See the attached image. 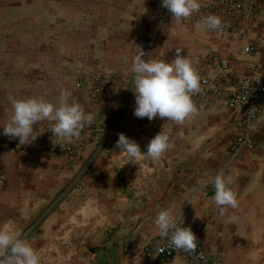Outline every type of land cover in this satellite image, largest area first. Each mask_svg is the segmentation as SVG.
Listing matches in <instances>:
<instances>
[{
    "label": "crops",
    "instance_id": "0c3cea01",
    "mask_svg": "<svg viewBox=\"0 0 264 264\" xmlns=\"http://www.w3.org/2000/svg\"><path fill=\"white\" fill-rule=\"evenodd\" d=\"M92 1L98 6L88 8V24L73 31L72 57L70 47L64 46L62 61L55 68L46 61L48 68L42 77L58 84H74L93 74L106 80L102 94L106 103H86L80 95L74 96L73 101L94 120L88 134L82 135L78 158L71 166H65L62 158L54 160L37 151L34 143L20 145L18 138H3V126L13 113L9 98H28L25 92L17 93L16 84H35L36 76L30 70L32 58L17 55L28 48L0 50V148L12 143L27 152L19 154L11 146L6 152L0 149V227L8 226L26 239L42 264H182L178 255L147 261L142 252V245L158 235L154 223L158 212L171 209L177 217L183 214L202 247L217 253L221 264L228 263L220 254L224 250L220 245L233 254L235 264H245L236 253L239 238L250 239L241 244L255 255L248 264H264V222L257 217L242 222L232 215L264 213V158L255 174L248 175V182L242 183V172L254 162L248 163L247 150L241 149L234 157L228 150L229 140L238 133L239 110L211 100L184 125L159 117L152 121L137 118L131 72L140 48L146 59L167 61L175 58V48H182L181 55L188 56L198 73L210 78L227 74L252 80L264 75V0H255L259 12L248 19L225 18L218 0H199L202 10L180 26L172 22L162 0ZM210 1L216 9L206 8ZM209 14L221 17L219 31L198 27ZM248 47L251 49L246 50ZM210 54L228 61L226 72L209 59ZM54 69L50 75L49 70ZM43 95L53 103L59 97ZM33 127L39 138L51 124L44 121ZM181 129L182 139L178 135ZM108 130L110 134H105ZM162 130L172 135L162 159L123 165L116 147L120 133L146 152L149 141ZM249 138L264 149V105L250 127ZM66 141L57 139L56 143ZM221 170L237 193L238 210L226 208L222 216L212 203L211 187L201 191L193 205L184 199L186 190ZM83 229L88 232L81 237L77 230ZM76 244L71 251L65 249Z\"/></svg>",
    "mask_w": 264,
    "mask_h": 264
},
{
    "label": "clouds",
    "instance_id": "9594fccd",
    "mask_svg": "<svg viewBox=\"0 0 264 264\" xmlns=\"http://www.w3.org/2000/svg\"><path fill=\"white\" fill-rule=\"evenodd\" d=\"M161 6L168 10L172 22L177 26L201 9L199 0H162ZM198 27L219 31L222 19L209 14L202 18ZM175 51L176 56L171 61L146 59L142 48L135 55L131 72L134 74L132 90L135 94L134 115L137 118L152 121L159 117L176 125H184L186 120L199 115L200 109L192 97L202 91L200 76L188 56L181 55L182 48H175ZM71 95L68 89L61 88L55 103L38 97H10L13 113L3 126V134L10 139L18 138L20 145H30L38 137L33 125L48 121L54 144L57 139L78 138L84 127L93 122L94 116L86 113L79 103L72 101ZM178 135L181 139L184 137L182 129ZM171 141L172 135L162 130L149 141L145 152L135 140L120 133L116 147L120 149L123 165H139L144 160L156 163L162 159ZM229 184L221 170L201 181L198 186L186 190L184 199L193 205L199 193L212 185V203L223 216L226 208L238 210L240 206L237 193ZM154 223L159 236L168 240V247L189 254L196 252L198 238L191 227L183 226V214L177 217L171 209L161 210ZM0 264H42V261L26 239L5 226L0 227Z\"/></svg>",
    "mask_w": 264,
    "mask_h": 264
},
{
    "label": "rangeland",
    "instance_id": "374dc122",
    "mask_svg": "<svg viewBox=\"0 0 264 264\" xmlns=\"http://www.w3.org/2000/svg\"><path fill=\"white\" fill-rule=\"evenodd\" d=\"M93 4L94 2L92 0H0V50H6L10 47H20V49L24 51L28 48L26 52L23 53L19 51L17 55H29L30 58H32L30 70L34 72L36 76L34 79L36 85L16 84L17 89H20L17 93L25 92L28 98H43L41 96L42 94H44L43 96L49 94L50 96L55 97L56 94H59L61 88H64L71 92L72 101L74 96L80 95L83 98V102L86 103L92 102L100 105L106 103L102 96L107 87L106 80L98 74L90 75L87 79L75 81L74 84H58L55 80L45 82V80L42 79L48 68L45 62H48L50 68H55L56 65L62 61L60 57L66 54V52H63L64 46L70 47L68 53H70V56L72 57V45L70 44V40L73 31L82 29L88 24V8L90 6H98ZM123 6L125 7V4ZM259 9L260 6L258 4V10L255 13L247 16L237 15L233 17L248 19L254 14H257ZM226 23H228L227 20ZM53 71H55V69L49 70V74L51 75ZM97 80H99L100 85ZM96 92L98 93V96L92 97V94ZM91 128V124L86 125L79 136L80 138H72L64 143L57 142L54 144L50 142L53 134L48 127L33 143L35 144L37 151L46 153L54 160L62 158L65 160V166H71L78 158V148L82 143V135L88 134ZM231 141L232 138L228 142V150ZM65 145L73 146L75 149V154L71 157V160L66 153L62 151L57 156L52 154L56 148ZM10 146L12 149L14 148L12 151H16L19 154L23 155L27 153L24 147L15 148L16 146L12 143L7 144L0 149L1 151L6 152L10 150ZM242 150H247L249 153L248 163L249 161L254 162L252 166L249 163L250 169H246V172H242V183H247L249 180L248 175L250 174L251 176L255 174L254 170L258 167L260 158L261 160L264 158V149L252 144V147L242 148ZM210 187L213 188L212 185H208L203 191H207ZM232 215L233 219L242 222H247L251 217L252 219L257 217L260 221L262 220L260 223L264 222V213L246 212L239 214V216L236 214ZM70 232L72 233L73 231ZM87 232L88 230L86 229L77 230V233L81 237L86 236ZM78 246L80 247V245ZM220 246L224 248V250L220 252L221 256H225L224 260L228 264L237 263L236 260H233V254L230 251L228 252L224 245ZM75 247H77V244L65 246V249H68V252ZM236 253L238 254L237 257L242 259L241 262H244L245 264L254 262L255 255H253L251 248L248 246H239L236 248Z\"/></svg>",
    "mask_w": 264,
    "mask_h": 264
},
{
    "label": "built area",
    "instance_id": "2783aa9c",
    "mask_svg": "<svg viewBox=\"0 0 264 264\" xmlns=\"http://www.w3.org/2000/svg\"><path fill=\"white\" fill-rule=\"evenodd\" d=\"M218 1L224 6L223 13L225 18L237 15L247 16L258 10V4L255 0ZM215 5V2L210 1L206 5V8L214 10L216 9ZM250 49L251 47L246 48V50ZM209 59L218 64L220 70L226 72L228 68L227 60L221 59L214 54H210ZM198 74L200 76L202 91L199 94H194L192 99L199 109L206 107L211 100H219L222 105L229 108H237L240 112L239 120L236 123L238 133L229 144L230 157L236 156L242 148L252 147L249 131L256 115L264 105V75L247 80L243 77H230L227 74H223L218 78H210L202 73ZM97 82L99 84V80ZM96 93H93L92 97H97L98 93ZM104 133L110 134V130ZM3 138L10 140L4 134ZM61 151L66 153L70 160L75 154L74 147L70 145L56 148L52 154L57 156ZM183 226L191 227L192 231L196 234L195 228L188 222L184 221ZM142 252L147 261L157 258L166 260L174 255H178L181 258L182 264H221L220 256L217 253H208L198 239L196 252L189 254L182 250L168 247V240L161 238L158 234L142 245Z\"/></svg>",
    "mask_w": 264,
    "mask_h": 264
},
{
    "label": "bare ground",
    "instance_id": "6f19581e",
    "mask_svg": "<svg viewBox=\"0 0 264 264\" xmlns=\"http://www.w3.org/2000/svg\"><path fill=\"white\" fill-rule=\"evenodd\" d=\"M257 218H255L256 220ZM246 230L249 228V224H246L245 227H244ZM250 239L249 238H239V240L237 242H239L240 244H237L238 246H236L235 248H238L239 246H242L241 244H244V243H250L249 241ZM243 247V246H242Z\"/></svg>",
    "mask_w": 264,
    "mask_h": 264
}]
</instances>
